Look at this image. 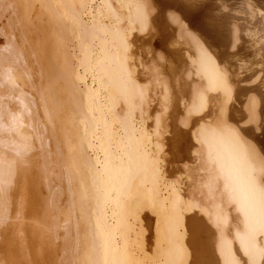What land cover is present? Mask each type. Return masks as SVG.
I'll list each match as a JSON object with an SVG mask.
<instances>
[{
  "label": "bare ground",
  "instance_id": "bare-ground-1",
  "mask_svg": "<svg viewBox=\"0 0 264 264\" xmlns=\"http://www.w3.org/2000/svg\"><path fill=\"white\" fill-rule=\"evenodd\" d=\"M2 237L0 264H264V0H0Z\"/></svg>",
  "mask_w": 264,
  "mask_h": 264
},
{
  "label": "rangeland",
  "instance_id": "rangeland-1",
  "mask_svg": "<svg viewBox=\"0 0 264 264\" xmlns=\"http://www.w3.org/2000/svg\"><path fill=\"white\" fill-rule=\"evenodd\" d=\"M2 238H3V237H2ZM2 238L0 239V243H1L0 246H1V249H2V251H1V250H0V251H1L2 253H1V252H0V253L3 255L4 252L7 254L8 248H6V247L10 246V241H9V243H8V244H9L8 246H7V245L3 246V244H5V242H4V241H5V240H4L5 238H3V240H2ZM1 240H2V241H1ZM2 242H4V243H2ZM16 243H17V242H15V243L13 244L14 252H15V250H16V252H15L14 254H15V256H16V258H17L18 260H19V258H20L19 263H20V264H24V261H23V260H24V257L21 255V250H20V248L18 247V246H20V245H19L18 243H17V244H16ZM14 245H15V246H14ZM16 245H17V246H16ZM15 247H16V249H15ZM41 248H42V247H41ZM18 250H19V251H18ZM17 252H18V253H17ZM2 255H1V256H2ZM17 256H18V257H17ZM21 256H22V258H21ZM17 259H16V260H17ZM21 259H23V260H21Z\"/></svg>",
  "mask_w": 264,
  "mask_h": 264
}]
</instances>
